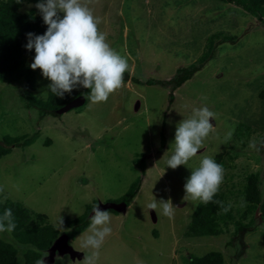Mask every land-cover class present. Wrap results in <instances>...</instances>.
<instances>
[{
	"label": "rangeland",
	"instance_id": "1",
	"mask_svg": "<svg viewBox=\"0 0 264 264\" xmlns=\"http://www.w3.org/2000/svg\"><path fill=\"white\" fill-rule=\"evenodd\" d=\"M101 18L107 42L127 58L132 80L109 95L107 102L91 103L60 117L40 118L21 100L24 80L12 86L0 82V142L23 138L0 160V201L19 202L48 221L61 237L67 219L89 213L100 203L122 202L132 186L140 187L125 214L108 211L112 233L99 249L96 264H187L186 257L212 251L224 255L223 264H264V19L221 0H82ZM24 4L21 11L34 10ZM214 39V58L173 92L169 82L180 69L199 64ZM225 37L234 40L224 42ZM35 53L28 59L33 62ZM36 97L47 100L48 85L41 70ZM157 84L148 85V81ZM90 92L82 87L70 94ZM174 101L171 103L170 94ZM69 94V93H68ZM86 96V98H87ZM206 98V99H205ZM206 105L216 114L215 132L186 165L166 167L176 125L193 107ZM233 130L231 140L224 142ZM166 146L162 150V134ZM30 139L29 145H23ZM255 140L260 149L249 148ZM202 155H222L223 183L213 197L209 232L190 231L200 201L184 199V184ZM146 170L140 168V161ZM258 180L259 203L248 200L250 181ZM171 199L172 217L150 210L153 198ZM245 206L241 207V202ZM224 207L231 204L229 211ZM63 219V228L59 227ZM89 227V226H88ZM87 227V229H88ZM244 228L246 232L239 231ZM79 233L70 241L84 256ZM58 237V238H59ZM0 238L13 245L17 259L31 246L17 243L11 233ZM57 238V239H58ZM56 239V241H57ZM55 241V242H56ZM50 264H82V259L41 252ZM47 254V255H46ZM83 256V257H84Z\"/></svg>",
	"mask_w": 264,
	"mask_h": 264
},
{
	"label": "clouds",
	"instance_id": "2",
	"mask_svg": "<svg viewBox=\"0 0 264 264\" xmlns=\"http://www.w3.org/2000/svg\"><path fill=\"white\" fill-rule=\"evenodd\" d=\"M35 7L47 28L42 35L26 34V49L35 51L30 68L41 70L42 76L51 82L48 90L57 97L64 98L66 93L82 87L90 90L87 99L91 103L107 102L109 95L121 88L129 63L107 42V33L99 30L101 18L95 16L82 0H39ZM215 117L216 114L203 105L193 107L191 114L178 122L166 167L175 170L197 156L205 139L215 132L210 123V118ZM232 132L226 133L225 143L231 140ZM260 143L264 145V141ZM249 148L260 150L255 140L250 141ZM223 179V166L213 157L202 155L199 165L191 169L190 176L186 178L184 199L205 204L213 202ZM2 192L4 187L0 186ZM215 202L221 205L224 212L231 207V204L224 207L221 202ZM244 206L242 198L241 207ZM147 207L150 210L161 208L162 214L168 217L174 215L176 208L171 199L157 200L155 197ZM90 221L86 232L79 237L81 248L91 250L83 257L82 264H96L99 249L112 233L110 213L101 210L99 205L94 206ZM63 224L61 218L58 226L63 228ZM15 227L12 210L5 209L0 217V233H11ZM36 264H47V261L39 259Z\"/></svg>",
	"mask_w": 264,
	"mask_h": 264
},
{
	"label": "trees",
	"instance_id": "3",
	"mask_svg": "<svg viewBox=\"0 0 264 264\" xmlns=\"http://www.w3.org/2000/svg\"><path fill=\"white\" fill-rule=\"evenodd\" d=\"M228 4H233L243 8L248 13L264 19V0H221ZM39 0H0V82L5 85L12 86L13 84L24 80L23 94L21 100L24 102L27 109H35L40 113V118L47 116L60 117L57 111L70 103L78 96H87L85 92L76 94L66 93L64 98L55 96L49 91L47 100L43 101L36 97L37 76L36 72L28 66V59L35 53L33 50L26 49L27 44L26 34L32 32L36 35H42L46 31L47 25L43 23L42 16H37L35 11L29 13L21 11L24 4H36ZM217 35L210 37L208 51L199 59V64H193L188 68H183L178 71V74L169 82H160L162 86L172 85L173 92L181 88L187 81L191 80L195 74L200 72L204 66L214 58L215 43L214 39ZM234 40L230 37H225L224 42ZM132 80L136 84L142 82L138 78L130 77L126 71L123 81ZM157 84L152 80L148 81V85ZM171 92V103L174 101V94ZM259 97L264 101V89L259 93ZM87 103V98H86ZM85 103V105H86ZM23 138L11 139L6 137L3 142H0V160L9 155L13 147H17L20 140ZM30 139H27L23 145H29ZM166 136L162 134V150L166 146ZM222 155H218L216 162L222 165ZM141 160L140 168L145 172V163ZM258 180L253 177L250 181L248 200L252 204L259 203L258 195ZM140 187L132 186L126 196L121 199L128 206L134 201ZM215 203L207 204L200 203L198 209L194 213L190 231L194 235H204L209 232L212 216L209 212L210 208H216ZM10 208L13 213L15 229L11 232L14 240L20 245L31 246L24 256L23 264H36V261L42 259V253L50 251L56 239L60 235V231L48 221V216L41 213H35L24 207L19 202L0 201V217L3 216L5 209ZM94 206L91 208V210ZM115 212V211H113ZM117 213V212H116ZM89 213L76 219H67L66 224L69 230L65 233L70 237V241L79 233L83 232L90 225ZM240 232H246L244 228L239 229ZM224 255L219 251H212L202 257L190 255L186 257L187 264H223ZM0 264H20L17 259L16 248L0 238ZM50 264V263H47Z\"/></svg>",
	"mask_w": 264,
	"mask_h": 264
},
{
	"label": "water",
	"instance_id": "4",
	"mask_svg": "<svg viewBox=\"0 0 264 264\" xmlns=\"http://www.w3.org/2000/svg\"><path fill=\"white\" fill-rule=\"evenodd\" d=\"M86 103V97L85 96H78L74 100H72L70 103L65 105L64 107L60 108L57 111L58 115H64L74 109H78L82 106H84ZM101 210H112L117 213H122L125 214L128 209V204L126 202H120V203H115V202H108V203H100L98 204ZM93 214V211H92ZM91 214V215H92ZM51 256L49 258L50 261L53 259L56 255V253L60 255H69L72 259H82L83 254L77 250H75L72 245L70 244V237L67 234L62 235L57 239V241L54 243L50 250Z\"/></svg>",
	"mask_w": 264,
	"mask_h": 264
},
{
	"label": "flooded vegetation",
	"instance_id": "5",
	"mask_svg": "<svg viewBox=\"0 0 264 264\" xmlns=\"http://www.w3.org/2000/svg\"><path fill=\"white\" fill-rule=\"evenodd\" d=\"M119 203V202H118ZM109 211H112V210H109Z\"/></svg>",
	"mask_w": 264,
	"mask_h": 264
}]
</instances>
